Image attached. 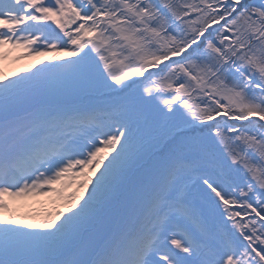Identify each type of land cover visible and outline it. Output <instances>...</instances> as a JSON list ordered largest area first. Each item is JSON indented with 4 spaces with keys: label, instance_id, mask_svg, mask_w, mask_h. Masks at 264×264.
Returning a JSON list of instances; mask_svg holds the SVG:
<instances>
[{
    "label": "snow or ice",
    "instance_id": "1",
    "mask_svg": "<svg viewBox=\"0 0 264 264\" xmlns=\"http://www.w3.org/2000/svg\"><path fill=\"white\" fill-rule=\"evenodd\" d=\"M12 50L0 264H264V0H0Z\"/></svg>",
    "mask_w": 264,
    "mask_h": 264
},
{
    "label": "rangeland",
    "instance_id": "2",
    "mask_svg": "<svg viewBox=\"0 0 264 264\" xmlns=\"http://www.w3.org/2000/svg\"><path fill=\"white\" fill-rule=\"evenodd\" d=\"M16 50H12L9 52V54L4 57L0 58V73L4 74L3 71H1V67L6 66V68H11L14 65L15 58H18V54L14 53ZM37 60L47 62L46 57H35V56H27L24 57L23 60H19L16 62L17 69L20 71V75H28L30 72H35L36 68L41 67V64L37 63ZM35 65V67H33ZM68 191H71V189H68ZM45 202L46 206L42 207V202H39L38 200H29L27 202H23L21 205L12 206V213L15 217L22 218L24 216V212H26V217H34L38 219L44 218V214L46 212L52 211L54 205L52 203V199L49 196H45ZM60 207L61 211H64V207L62 205H57ZM24 211V212H23Z\"/></svg>",
    "mask_w": 264,
    "mask_h": 264
},
{
    "label": "trees",
    "instance_id": "3",
    "mask_svg": "<svg viewBox=\"0 0 264 264\" xmlns=\"http://www.w3.org/2000/svg\"><path fill=\"white\" fill-rule=\"evenodd\" d=\"M20 50H16L14 53H17L19 52ZM28 55H19L18 58H15L14 60V65L11 67V68H6V66H3V68L1 67V71L4 72L3 75L5 76H8L10 78H15L13 76V73H16V74H19L20 75V71H18L17 69V64L16 62L19 61V60H23L24 57H27ZM68 59H72V58H68ZM54 62H59V61H54ZM37 201V200H36ZM39 202H42V207H45L46 206V202H45V197H43L41 200H38ZM24 212V211H23ZM26 212H24V216H22V218H26V219H34V217L30 216V217H26ZM35 219H38V218H35Z\"/></svg>",
    "mask_w": 264,
    "mask_h": 264
}]
</instances>
